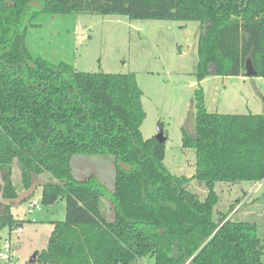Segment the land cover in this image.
Segmentation results:
<instances>
[{"label": "trees", "instance_id": "16d2710c", "mask_svg": "<svg viewBox=\"0 0 264 264\" xmlns=\"http://www.w3.org/2000/svg\"><path fill=\"white\" fill-rule=\"evenodd\" d=\"M40 14L197 22L198 81L246 77L247 62L264 78V0H174L172 10L171 0H0V231L23 225L5 203L19 194L11 180L15 159L20 190L46 175L41 205L65 202V219L52 223L46 249L28 264H132L143 257L263 264L254 223L228 218L235 206L218 223L212 214L216 183L264 181V114L209 113L202 91L194 92V135L182 128L181 142L195 152L192 179L207 189L200 200L185 189L189 178L164 166L165 143L143 139V94L133 73H85L31 56L25 34ZM77 155L113 158V189L94 177L75 179L70 160ZM102 198L113 220L103 215Z\"/></svg>", "mask_w": 264, "mask_h": 264}, {"label": "rangeland", "instance_id": "374dc122", "mask_svg": "<svg viewBox=\"0 0 264 264\" xmlns=\"http://www.w3.org/2000/svg\"><path fill=\"white\" fill-rule=\"evenodd\" d=\"M174 0H171V10ZM199 24L193 21L130 20L120 15L40 14L31 21L25 44L32 57H42L53 64L72 65L85 73H133L142 91L145 118L140 127L143 139L155 137L162 124L165 143L163 164L175 176H185V189L203 200L207 189L192 179L195 173V152L182 148L181 129L190 135L195 131L194 92L201 90L209 113L246 115L264 114V78L211 76L198 81L197 38ZM73 177L84 180L94 177L108 189L114 186V160L105 155H77L70 160ZM48 176L43 175L42 180ZM13 186L20 191L19 162L12 163ZM219 197L212 219L229 213L232 220L257 226V235L264 245V181L216 183ZM252 190V191H251ZM38 188L27 202L10 204L14 218L22 221V231L4 228L0 231V252L7 242L9 261L0 264H28L38 251L46 249L52 223L65 219V202L53 205L40 203ZM40 210L28 213L29 202ZM110 201L101 199L100 208L109 218ZM264 264V254L261 256ZM132 264H155L143 257Z\"/></svg>", "mask_w": 264, "mask_h": 264}, {"label": "water", "instance_id": "95a60500", "mask_svg": "<svg viewBox=\"0 0 264 264\" xmlns=\"http://www.w3.org/2000/svg\"><path fill=\"white\" fill-rule=\"evenodd\" d=\"M246 76L247 77H255L256 76V72L253 70V68L249 62L246 63ZM154 138L160 143L166 142V136L164 135L162 128L158 127L157 134ZM120 166L125 171H128V168L125 165L120 164ZM42 184L43 183L39 182L38 180H34L31 184V186L27 190L19 193L15 199L6 200L5 203L20 204V203L25 202L26 200H28L29 198H31L33 196L37 187L41 186ZM34 261H35V254L31 257L29 262L34 263Z\"/></svg>", "mask_w": 264, "mask_h": 264}, {"label": "built area", "instance_id": "2783aa9c", "mask_svg": "<svg viewBox=\"0 0 264 264\" xmlns=\"http://www.w3.org/2000/svg\"><path fill=\"white\" fill-rule=\"evenodd\" d=\"M33 210H40V207L37 205V203L34 201V202H29L28 204V213H31ZM18 232H21V228L17 229ZM9 249H10V246L9 244L6 242L4 245H3V250L0 252V259L3 260V261H9L10 257H9Z\"/></svg>", "mask_w": 264, "mask_h": 264}, {"label": "crops", "instance_id": "0c3cea01", "mask_svg": "<svg viewBox=\"0 0 264 264\" xmlns=\"http://www.w3.org/2000/svg\"><path fill=\"white\" fill-rule=\"evenodd\" d=\"M142 96H143V95H142ZM166 138H167V137H166ZM166 140H167V139H166ZM165 143H166V142H165ZM46 180H47V179H46ZM38 181L41 182V183L45 182V180H42L41 178H39ZM262 182H263V181H262ZM254 185H257V183H254ZM38 188H40V186H38L37 189H38ZM37 189H36V190H37ZM36 190H35V191H36ZM40 190H41V189H40ZM251 191H252V190H251ZM21 192H23V190H20V191H19V193H21ZM108 207H109V218H110V219H108V220H113L114 213H113V207H112L111 202H110V206H108ZM21 230H22V227H21ZM52 230H53V226H52ZM51 232H52V231H51ZM38 252H40V251H38Z\"/></svg>", "mask_w": 264, "mask_h": 264}]
</instances>
